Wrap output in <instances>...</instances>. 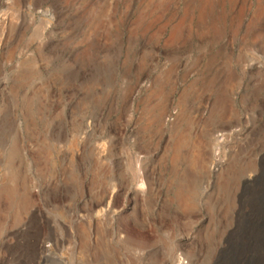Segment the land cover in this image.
Returning a JSON list of instances; mask_svg holds the SVG:
<instances>
[{
  "label": "rangeland",
  "instance_id": "374dc122",
  "mask_svg": "<svg viewBox=\"0 0 264 264\" xmlns=\"http://www.w3.org/2000/svg\"><path fill=\"white\" fill-rule=\"evenodd\" d=\"M178 257L264 264V0H0V264Z\"/></svg>",
  "mask_w": 264,
  "mask_h": 264
},
{
  "label": "built area",
  "instance_id": "2783aa9c",
  "mask_svg": "<svg viewBox=\"0 0 264 264\" xmlns=\"http://www.w3.org/2000/svg\"><path fill=\"white\" fill-rule=\"evenodd\" d=\"M215 137L217 138H221L222 137V133H217L215 135ZM215 157L213 159V161L210 164V168L213 172H217L221 169L222 165H223V159L220 157V155L215 151L214 154Z\"/></svg>",
  "mask_w": 264,
  "mask_h": 264
},
{
  "label": "bare ground",
  "instance_id": "6f19581e",
  "mask_svg": "<svg viewBox=\"0 0 264 264\" xmlns=\"http://www.w3.org/2000/svg\"><path fill=\"white\" fill-rule=\"evenodd\" d=\"M13 152H14V151H13ZM12 154H13V153H11V155H12ZM214 157H215V156H214ZM214 157H213V159H214ZM248 260H249V258H248ZM180 261H181V260H180V257H178V258H177V264H180Z\"/></svg>",
  "mask_w": 264,
  "mask_h": 264
}]
</instances>
